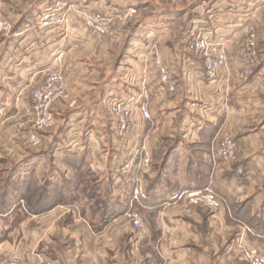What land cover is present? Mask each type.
<instances>
[{"label": "crops", "instance_id": "1", "mask_svg": "<svg viewBox=\"0 0 264 264\" xmlns=\"http://www.w3.org/2000/svg\"><path fill=\"white\" fill-rule=\"evenodd\" d=\"M3 1L5 12L10 13L7 3L21 0ZM53 1L38 0L39 11L14 10L19 19L14 39L10 46L6 38L0 40L7 45L0 59V162L14 165L0 168L7 173L0 194L13 195L9 208L0 200V264H6L14 250L28 264L37 263L39 256L56 264H249L236 249L239 237L264 252V0H177V4L185 2L177 15L189 21L184 39L197 24L209 23L210 29L232 35L231 41L233 35L244 36L246 27L255 28L259 64L248 80L211 83L204 61L185 45L186 51L178 53L177 66H171L162 54L174 71L176 91L160 87L152 64L140 71L142 84L130 88L147 96L151 113L146 120L138 107L133 109L132 131L127 134L129 148L131 141L141 138L152 155V166L143 173L149 198L142 205L136 203L146 220L142 229L124 215L135 204L132 179L119 173L128 147L117 139L115 127L107 131L110 123L100 112L105 98L117 92L106 90L101 99L95 98L99 81L87 84L84 57L73 54L76 46L69 49V37L35 27L41 10ZM88 2L104 5L101 0ZM231 41L228 56L236 69L242 61ZM60 46L69 97L57 102L53 110L66 104L76 114H96L98 121L88 129L78 124L81 130L75 135L73 127L61 123L55 135L39 133L40 147L27 148L30 126L21 123L27 120L31 91L43 80ZM154 112L159 115L154 117ZM227 134L236 141L237 159L215 160L212 152ZM165 137L170 143L155 162ZM29 149L46 152L50 165L42 174L37 169L28 171L26 166L35 159ZM85 172L95 178L90 186L84 183ZM202 186L212 187L224 200L223 207L161 203L174 191ZM70 189L77 194L73 201L65 200ZM57 190L62 197L31 210L32 202ZM103 211L108 217L102 218ZM245 226L252 232H245Z\"/></svg>", "mask_w": 264, "mask_h": 264}, {"label": "built area", "instance_id": "2", "mask_svg": "<svg viewBox=\"0 0 264 264\" xmlns=\"http://www.w3.org/2000/svg\"><path fill=\"white\" fill-rule=\"evenodd\" d=\"M73 14L81 18L77 32L90 35L92 33L105 36L110 34L115 25L120 21L123 24L131 22L136 14V8H130L123 13H97L88 12L82 4H75L70 0H57L55 4L46 7L38 16L35 27L46 31H54L62 37H66L76 20ZM13 29L11 21L3 15V0H0V35L9 34ZM245 35L236 37V55L242 61L239 68H232L229 61V40L227 37L219 38L217 35L222 32L205 30L201 24H197L191 35L194 39L191 47L197 54L205 59L206 73L211 83H227L232 79L248 80L259 64L258 57V36L254 27H246ZM227 36V35H226ZM63 48L60 46L54 52V61L47 69L44 79L35 85L31 91L30 109L27 120L22 125L29 124L30 130L27 134V142L32 146L41 144L38 131L51 129L55 125L53 104L69 97L66 84V74L62 69ZM154 65L159 74L160 83L169 91L176 89V81L173 70L164 62L163 55L159 51L155 53ZM138 108L144 119L151 118L148 103L140 102ZM113 112L119 120L120 135H127L132 129L133 107L129 102L115 103ZM214 158L224 162H232L237 159V144L231 134L224 135L213 151ZM151 166V156L146 149L141 153V158L136 162L129 157L122 163L120 174L125 179H132V200L140 205L149 198L147 186L143 179V173ZM138 170L142 173L136 175ZM170 200H187L193 204H203L212 209L221 208L220 195L210 186L199 189H182L174 191ZM133 202V203H134ZM128 217L133 226L142 229L146 225L144 215L131 207L124 214ZM245 230L252 232L250 227ZM236 249L242 253L243 259L251 264H264V252L258 246L246 245L243 239L237 243ZM7 264H28L24 261L21 253L13 252L7 259ZM30 264V263H29ZM34 264H56L53 260L38 257Z\"/></svg>", "mask_w": 264, "mask_h": 264}, {"label": "rangeland", "instance_id": "3", "mask_svg": "<svg viewBox=\"0 0 264 264\" xmlns=\"http://www.w3.org/2000/svg\"><path fill=\"white\" fill-rule=\"evenodd\" d=\"M37 1L38 0H21L20 2L18 1V2L7 3V11H9L10 13L5 12L4 1H3V9H4L3 15L11 21L13 25V29L9 34H1L0 40H2L3 37L6 38L7 40L6 43L7 45L10 46L9 42L12 41V39H14L12 35L15 33V28L19 21V19L17 18V14H14V10L18 11L19 9L20 10L22 9L23 11L24 10L28 11L29 8H32V9H38L37 11H39V8H37L38 6L36 5ZM56 1L57 0H54L53 2L46 5L41 10V13L42 11H44L46 7H49L55 4ZM70 1H72L75 4H82L83 7L88 12H97V13H102V14L113 13V12L123 13L130 8L137 9V14L131 22L127 24H123L122 22L119 21L115 25L114 30L110 34L105 35V36H99V35L92 33L90 35H86L85 37H83L81 34L77 32V29L79 28V23L81 22V18L79 17L78 14H73V19L76 20V23H74L71 30L68 33H66V36L69 37V41H70L69 44L71 45L69 46L70 47L69 49L76 46L75 48H73L74 50L72 49V51H75L73 52V54H76L78 58L84 57L83 62L85 63H84V66L83 65L82 66L85 67V72L84 71L83 72L86 73L85 77L88 79L87 84L90 85L95 80L99 81V84H97L98 85L97 88H95L97 90V94L95 95V98L101 99L103 93L106 92V90H110V89H112V91H114L113 89L116 90L117 94L114 93L113 95L105 98L106 106L105 107L103 106V109L100 112L104 113L102 114V116L105 117V121L110 123L107 127V131H112L113 129L112 127H115L114 131L117 132L116 134L117 139L118 138L121 139L120 140L121 143L124 146L128 147V149H126L127 155L124 154L122 156L123 158L125 157L124 161L128 159L129 157H132L137 162L141 158V153H143L145 150L144 149L145 146L143 145V139L139 138L138 141L137 140L131 141V145L129 148V142H127L128 141L127 138L129 134L128 135L119 134L120 132L119 120L117 119L116 115L113 112V107L115 106V103L129 102L132 105L133 109L135 110L136 107H138L140 102L148 103L147 96L142 94V92L139 93V90H138L137 92L132 93L130 91V88L135 87L136 85L138 86L142 84L139 77L141 73L140 71L145 69V64H149V65L152 64L151 67L152 68L154 67L153 68L154 70L155 69L154 56H155V53L159 51L160 53L162 54L164 53L166 55V60L171 64V66L172 65L177 66L178 53L186 51V50H183V48L185 45H187L188 50L190 52L194 53L196 56L200 57L204 61L205 74L207 76L204 57L201 56L200 54H197L194 51V49H192L191 47L194 41L191 33L194 28L190 29L189 35H187L188 37L186 36L187 38L184 39L185 33L189 28V21L186 20L187 19L185 18L186 16L181 17V15L178 16L177 13L180 12V9H182V7H184L185 2L183 1L180 4H177V0H104V1L101 0V2L104 3L103 6H100V4H96V3L95 4L97 6H93L94 4L89 3L88 2L89 0L87 1L81 0V2L80 0H70ZM93 1L97 2L98 0H93ZM151 11L152 13L149 14V12ZM163 13H165V15H163ZM195 13L198 14L197 12ZM147 21L150 22L149 26L143 29L142 26ZM36 22L34 24H36ZM202 25H203L202 27L203 29L212 30L210 29L209 23L202 24ZM227 34L228 33L226 34L219 33L217 36L219 38L227 37L226 41L229 40L230 42L232 35L226 36ZM97 36H99V38ZM236 37L237 36L233 35L232 37L233 41L231 42L235 43ZM258 41H259V38H258ZM84 42H86L87 44L83 45ZM7 45L0 43V59H2L3 53L5 52L4 47H6ZM189 45H190V48H189ZM257 49H258V46H257ZM163 60H164V57H163ZM76 74H78V72ZM154 74L153 75L156 76L155 72ZM66 84H67V75H66ZM162 86L163 85H160V87ZM176 90H177V83H176V89L174 91ZM67 98L68 97H66L63 100H60V102L66 100ZM55 104L56 103H54L53 106H55ZM65 105L62 104L61 105L62 107L56 109V111L53 110L55 122L57 121L58 127H54L55 126L54 125L53 126L54 128L52 127L53 129L51 128V129H47L43 131H38V134L43 133L44 136L45 135L49 136L51 134L55 135V131H59V129L61 128V123L63 125H66L68 128L73 127V129L71 130L72 135H75L81 130L80 127H78L79 125H81V128L84 127L87 129L92 128L94 125H96L98 121L96 114L92 116L89 113L76 114L77 110H74L73 108L69 109V107L67 108ZM69 111H71V116H69L70 115L68 113ZM2 115L3 114H1L0 112V118L2 117ZM157 115H159V113L157 112L153 113L154 117H156ZM82 119H85V120L81 122ZM157 127L158 126H154L153 129H156ZM108 128L109 129L112 128V129L109 130ZM131 131L129 133H131ZM151 133H153V131H151ZM44 136L43 138L45 140L48 139V137H44ZM165 138H167V140L161 142V147L159 151L155 154V159H154L155 162L161 160L164 152L166 151L167 146L170 143L169 137H165ZM41 142H42V139H41ZM25 145L28 148L30 144L28 143ZM40 145L38 146L30 145V146L36 148V147H40ZM61 148H64V147L62 146ZM33 150L34 149H31V150L29 149L28 153L33 155V157L35 158L32 161L34 164L31 163V165H28L26 167L28 171L32 169H37V171H39V174H42V172H44L42 169H44L45 167H49L50 160L48 159V156L45 155L46 152H42L38 150L36 152V150L34 151ZM2 151L3 149L0 146V152L2 153ZM50 152H51V149H50ZM44 155L47 158L44 157ZM88 155L91 156V152L88 153ZM150 156H151V166H152V155ZM37 158H39L38 161H37ZM214 159L219 160L218 158H214ZM6 166H8V169H11L14 165H12V163H1L0 162V168L6 167ZM3 172L4 171L0 169V185L4 184L5 178L7 175L6 172L5 173ZM119 173H120V168H119ZM141 173H142V170H138L136 175L138 176ZM94 179L95 178H93L92 175L88 174V172H85V174H83V180L86 185H88L90 181ZM132 187L133 186L130 185L131 190H132ZM205 187L207 186L191 187L189 189H199V188H205ZM184 189H187V188H184ZM125 190L129 191L130 189H125ZM131 197H132V194H131ZM181 201H186L187 203H189V201L187 200H181ZM221 201H222V205H224V200L221 199ZM174 202L177 203L176 200H170L169 198L161 201V203L163 204L165 203L167 205H169V203L171 205ZM195 205H198V204H195ZM132 208L133 210L141 212L140 209L136 207V203L134 204ZM244 231L248 232L245 229ZM240 239L242 238L239 237V240ZM246 245H251V244H246ZM13 252L20 253L19 251L14 250L10 252V255ZM244 261H247V260L244 259ZM247 262L251 264L249 261ZM6 264H7V261H6Z\"/></svg>", "mask_w": 264, "mask_h": 264}, {"label": "trees", "instance_id": "4", "mask_svg": "<svg viewBox=\"0 0 264 264\" xmlns=\"http://www.w3.org/2000/svg\"><path fill=\"white\" fill-rule=\"evenodd\" d=\"M77 160H79V159H76V161ZM90 185L91 184H88V186H90ZM74 186H76V185H74ZM61 192L62 191L57 190V191H54L52 194L44 193L43 196L40 197L39 202H32L33 205H32V209L31 210L36 211L39 207L49 206L52 202H54V200L56 198L62 197ZM64 195H65V200H68V201L75 200L76 196H77L76 193L73 194V191H71V189L69 190L68 193H65ZM12 197H13V195L7 196V195H4V194H0L1 202H3V205H6L8 208L11 205V203L13 202V198ZM0 206H2V205H0ZM33 206H35V207H33ZM102 206H103V203H102ZM104 210L106 211L107 209H104ZM106 213L107 212H105V214ZM105 214H104V211H103L102 212V218H103V216H105V217L107 216V214L106 215Z\"/></svg>", "mask_w": 264, "mask_h": 264}]
</instances>
